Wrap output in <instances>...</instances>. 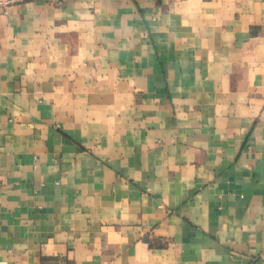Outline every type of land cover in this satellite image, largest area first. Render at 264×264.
<instances>
[{
  "label": "crops",
  "instance_id": "crops-1",
  "mask_svg": "<svg viewBox=\"0 0 264 264\" xmlns=\"http://www.w3.org/2000/svg\"><path fill=\"white\" fill-rule=\"evenodd\" d=\"M0 264H264V0L0 9Z\"/></svg>",
  "mask_w": 264,
  "mask_h": 264
},
{
  "label": "built area",
  "instance_id": "built-area-1",
  "mask_svg": "<svg viewBox=\"0 0 264 264\" xmlns=\"http://www.w3.org/2000/svg\"><path fill=\"white\" fill-rule=\"evenodd\" d=\"M14 0H0V9L5 12V9L13 3Z\"/></svg>",
  "mask_w": 264,
  "mask_h": 264
}]
</instances>
